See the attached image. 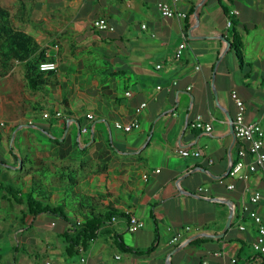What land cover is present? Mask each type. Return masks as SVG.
<instances>
[{"label": "crops", "instance_id": "0c3cea01", "mask_svg": "<svg viewBox=\"0 0 264 264\" xmlns=\"http://www.w3.org/2000/svg\"><path fill=\"white\" fill-rule=\"evenodd\" d=\"M158 1L36 0L31 23L15 24L56 69L38 90L28 89L24 63L0 77V264H230L252 255L255 226L241 211L248 206L264 223V176H227L243 144L232 134L230 93L243 101L247 122L264 126V0H183L184 20L162 17ZM232 10L238 14L229 16ZM97 18L113 31L94 29ZM233 29L243 43V68L235 54L225 58ZM198 117L209 133L191 127ZM135 121L139 128L129 133L114 128ZM182 149L201 156L182 157ZM254 191L262 195L256 206L248 204ZM80 196L91 200L81 206ZM28 200L55 206L72 222L108 207L123 216L99 228L71 261L64 240L71 225L31 214ZM231 208L233 225L223 238L191 243L221 233ZM129 216L143 228L129 232ZM6 222L15 231L4 245L12 229ZM184 227L190 230L170 245ZM156 235L154 251L136 252ZM254 260L264 264V257Z\"/></svg>", "mask_w": 264, "mask_h": 264}, {"label": "trees", "instance_id": "16d2710c", "mask_svg": "<svg viewBox=\"0 0 264 264\" xmlns=\"http://www.w3.org/2000/svg\"><path fill=\"white\" fill-rule=\"evenodd\" d=\"M36 0H14L12 7L2 6L0 4V77L5 75L14 63L25 64V80L29 90L41 89L45 84V72H40L38 66L42 62L48 60L44 53L39 52V46L34 38L25 33L19 26L30 24L34 4ZM226 14L228 13L224 9ZM232 18V17H231ZM230 18V20H231ZM18 24L19 26H16ZM234 25V20H231V26ZM232 40L229 43V50H233L236 60L240 68L245 67L243 60V43L239 35L233 29L231 32ZM39 52V53H38ZM80 205L90 201L91 198L80 196ZM27 206L31 214L35 215L39 212H47L55 217L63 219L71 225V230L68 231L64 240L67 243L66 254L70 257H76L80 253L85 252L90 245V242L96 238V231L109 224L112 218L123 216L119 211L108 207L100 214H95L91 210L88 214H79V220L70 221L62 212L61 209L52 205H43L41 203L28 200ZM246 216V215H244ZM242 218L248 220L247 217ZM233 224H231L232 227ZM220 239H211L208 237H197L191 243L199 244L202 242L219 241ZM158 237L156 235L150 247L142 251H136L143 254H148L155 250ZM242 247L247 249V244L240 241ZM253 252V251H252ZM253 255V257H252ZM248 257L238 255V260L250 262L255 258H262L264 255L252 253Z\"/></svg>", "mask_w": 264, "mask_h": 264}, {"label": "built area", "instance_id": "2783aa9c", "mask_svg": "<svg viewBox=\"0 0 264 264\" xmlns=\"http://www.w3.org/2000/svg\"><path fill=\"white\" fill-rule=\"evenodd\" d=\"M183 0H160L157 2L156 7L159 14L164 18L169 19H177L184 20L187 15L185 12L179 9V4ZM237 11H230L229 16L237 15ZM226 26L231 27L230 18L227 19ZM93 28L97 31H113V27L108 24V22L103 18H97L93 21ZM141 28L144 30L146 28L145 25H142ZM185 48V42L182 41L179 43L176 49L175 58L178 60L181 57V54ZM157 69L160 68L159 65L156 66ZM56 69V63L47 61L42 62L38 66V70L40 72L50 73ZM230 97L235 104L236 112L232 120V127L234 135L237 139H239L243 144L238 150V161L231 166L229 173L227 174L230 178H235L238 180L245 181L249 178V175L255 172H261L264 176V126L258 122H247L245 120V105L243 101L238 97L235 91L230 93ZM145 107V104H141L139 108L136 110L140 112ZM61 114L56 113L55 116L59 117ZM48 114H43V118H48ZM91 119V115L87 116ZM1 126L3 124H0ZM191 127L197 131L209 133L211 131V125L204 123L200 117L196 118V120L191 124ZM114 128L116 130L122 131L124 133H129L135 129L139 128L138 122H132L129 124H121L116 122L114 124ZM86 130L83 129V132ZM179 154L182 157H193L198 158L201 156L200 150H187L182 149L179 151ZM248 158V160H246ZM220 183L223 182V178L219 180ZM228 190L233 189V184L227 186ZM262 195L259 191H254L250 194L248 198V204L252 206H256L261 201ZM243 217H247L250 219L255 226L256 235L254 241L252 242V251L254 253L264 255V223L262 218L255 212L249 209L248 206H243L242 208ZM246 215V216H244ZM114 218H112L113 220ZM128 230L131 233L137 232L141 228H143V222L133 216H129L128 219ZM239 230H243L244 227L242 225L238 226ZM189 227H184L182 229H177L173 232L170 237L169 244L174 246L179 242V239L182 237L184 232L189 231ZM214 255H219V253H215ZM81 262L84 260L81 258ZM230 264H238V260L235 257H231L229 260ZM248 264H260L259 262L252 260Z\"/></svg>", "mask_w": 264, "mask_h": 264}, {"label": "rangeland", "instance_id": "374dc122", "mask_svg": "<svg viewBox=\"0 0 264 264\" xmlns=\"http://www.w3.org/2000/svg\"><path fill=\"white\" fill-rule=\"evenodd\" d=\"M13 2H14V0H0V4L1 5H4V6H7V7H12V4H13ZM225 58L226 59H234V53H233V51L231 50V51H229L228 53H227V55L225 56ZM17 155H20V156H22V155H24V154H22V152H17L16 153V156ZM6 226H10L12 229H10V231L9 230H7L6 232H5V236H6V240H5V242H4V245H7V244H9V242H10V240L8 239L9 237H10V234H13L14 233V224H11L10 222H6ZM9 231V232H8ZM6 247H4V249H3V251L5 250V252L7 251V249H5ZM75 257H73V258H71L70 260L71 261H75Z\"/></svg>", "mask_w": 264, "mask_h": 264}, {"label": "water", "instance_id": "95a60500", "mask_svg": "<svg viewBox=\"0 0 264 264\" xmlns=\"http://www.w3.org/2000/svg\"><path fill=\"white\" fill-rule=\"evenodd\" d=\"M228 47H229V44H228ZM220 57H219V59H218V61L216 62V65H215V68L214 69H216V67H217V65H218V63H219V61H220ZM231 125H232V123H231ZM232 127V126H231ZM78 128V130H79V126L77 127ZM232 134H234V132H233V127H232ZM229 173V170L227 171V174ZM224 203L225 204H227L229 207L231 206V202L228 200H226V201H224ZM232 215H233V209L231 208L230 209V211H229V215H228V218H227V220H226V224H225V226H224V228H223V230H222V232L221 233H219V234H215V235H206L208 238H211V239H221V238H223L224 237V235H225V233H226V231L229 229V227H230V224H231V220H232ZM176 251V250H175ZM175 251H173L171 254H174L175 253Z\"/></svg>", "mask_w": 264, "mask_h": 264}]
</instances>
